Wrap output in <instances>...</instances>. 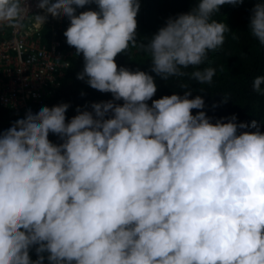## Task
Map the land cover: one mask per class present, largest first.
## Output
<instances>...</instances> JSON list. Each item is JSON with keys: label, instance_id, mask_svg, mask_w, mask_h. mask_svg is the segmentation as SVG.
<instances>
[{"label": "trees", "instance_id": "1", "mask_svg": "<svg viewBox=\"0 0 264 264\" xmlns=\"http://www.w3.org/2000/svg\"><path fill=\"white\" fill-rule=\"evenodd\" d=\"M71 23L56 94L0 106V264H264V0Z\"/></svg>", "mask_w": 264, "mask_h": 264}, {"label": "built area", "instance_id": "2", "mask_svg": "<svg viewBox=\"0 0 264 264\" xmlns=\"http://www.w3.org/2000/svg\"><path fill=\"white\" fill-rule=\"evenodd\" d=\"M80 0L0 3V106L33 115L32 106L53 97L71 65L65 38ZM48 27L53 37L46 38ZM43 157V156H42Z\"/></svg>", "mask_w": 264, "mask_h": 264}, {"label": "rangeland", "instance_id": "3", "mask_svg": "<svg viewBox=\"0 0 264 264\" xmlns=\"http://www.w3.org/2000/svg\"><path fill=\"white\" fill-rule=\"evenodd\" d=\"M108 241H109V244L112 248H114V245L116 243V240H117V237L119 236V234L115 231V230H109L108 232Z\"/></svg>", "mask_w": 264, "mask_h": 264}]
</instances>
